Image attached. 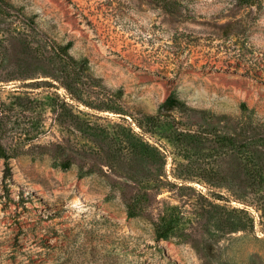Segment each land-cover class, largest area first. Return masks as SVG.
I'll return each instance as SVG.
<instances>
[{
    "label": "rangeland",
    "instance_id": "1",
    "mask_svg": "<svg viewBox=\"0 0 264 264\" xmlns=\"http://www.w3.org/2000/svg\"><path fill=\"white\" fill-rule=\"evenodd\" d=\"M168 2L0 0V264H264V0Z\"/></svg>",
    "mask_w": 264,
    "mask_h": 264
},
{
    "label": "trees",
    "instance_id": "2",
    "mask_svg": "<svg viewBox=\"0 0 264 264\" xmlns=\"http://www.w3.org/2000/svg\"><path fill=\"white\" fill-rule=\"evenodd\" d=\"M163 5L166 7H170L171 4H169L168 0H161ZM260 0H236V3L240 7H251L256 6L259 3ZM219 43L217 48L219 47V50H222V53L229 54L232 59H234L235 63H237V68H241L242 65H249L247 67L250 69V71H253L255 74L252 76L255 78H259L264 75V70L259 66L258 63H254L253 58L248 56L246 51V45L244 40L239 36H231L227 38H221L218 40L217 38L214 39V42ZM216 46L210 47V49H214ZM251 75V74H250ZM178 103L177 99L171 95L162 105L163 108L171 110L176 106ZM28 139H22L20 142H16L14 146H11L10 148H5L0 145V158L4 159L5 163V172H4V179H9L12 175V167H11V159L13 158L11 152L16 151L22 144L26 143ZM9 151H11L9 153ZM63 169H67V166H65ZM129 217L133 216V213L128 214ZM176 228V225L172 220H169L168 218L164 217L161 219L160 224L156 230V240H167L170 238L171 234L174 232Z\"/></svg>",
    "mask_w": 264,
    "mask_h": 264
}]
</instances>
